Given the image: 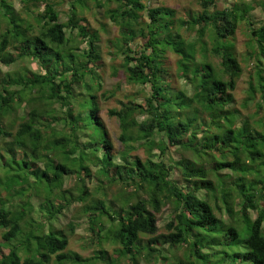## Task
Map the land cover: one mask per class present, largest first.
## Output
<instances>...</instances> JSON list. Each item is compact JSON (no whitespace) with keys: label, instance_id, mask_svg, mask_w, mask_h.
Returning a JSON list of instances; mask_svg holds the SVG:
<instances>
[{"label":"trees","instance_id":"16d2710c","mask_svg":"<svg viewBox=\"0 0 264 264\" xmlns=\"http://www.w3.org/2000/svg\"><path fill=\"white\" fill-rule=\"evenodd\" d=\"M18 2L24 16L15 15L12 0H0V264L85 262L66 251L73 225L67 234L52 223L77 202L85 203L86 244L96 247L85 263L264 264V116L258 128L237 126L231 92L241 67L234 47L197 48V40L173 32L174 11L150 0H72L64 22L55 0ZM225 5L201 0V11L180 22L185 34L201 40L208 32L215 43L243 23L246 47L260 61L264 22L256 27L248 15L255 7L264 15V0H251L248 11ZM103 8L121 35L110 54L120 57L113 73L143 91L140 102L117 100L106 111L117 122L118 151L99 117L100 99L116 95L100 84V38L77 16ZM100 30L106 32L103 24ZM167 51L177 57L176 77L190 95L162 78ZM254 68L257 88L250 82L249 99L258 90L264 101V70ZM176 172L185 186L172 178ZM67 179L74 189H62ZM33 197L40 199L38 220ZM167 205V233L157 234ZM107 242L116 246L112 256L103 249Z\"/></svg>","mask_w":264,"mask_h":264},{"label":"rangeland","instance_id":"374dc122","mask_svg":"<svg viewBox=\"0 0 264 264\" xmlns=\"http://www.w3.org/2000/svg\"><path fill=\"white\" fill-rule=\"evenodd\" d=\"M59 0H55L56 6L55 9L59 12V19L61 22H64L67 20V14H68V4L72 0H63L62 3H58ZM201 0H150V6H163L165 8L172 9L175 13L173 18V32L178 31L179 33L183 34L184 36H188L189 39H195L197 40V48L204 47L207 49H211L213 45L220 46L222 44L227 45L229 44L231 48L234 47V52L236 55V58L238 60V63L241 67V75L238 78L234 90L231 92L233 102L231 104V109L237 110L238 115V121L237 126L241 122L248 121L250 126L252 128H258L257 121L259 119H262L264 116L263 112V105L264 101L262 100L260 93L258 90L255 92L254 100L249 99V87L250 82H252V86L257 88L256 83V70L254 68L255 65H259L264 70V58L259 57V60L257 59V56L251 51L249 48L246 47V42L248 40V34L246 30V26L241 23L238 25L236 32L234 36L228 37L226 40H215V43L211 42V39L209 38L208 32H205L203 35V38L201 40H198L197 37H194L193 31H189L188 35L185 34L186 31L182 24L180 23L181 20L187 16V15H193L198 14L201 11L200 6ZM219 4V7L221 8L223 5L226 7H234L236 4H239L240 8L244 11L249 10V2L251 0H244L243 3H241L240 0H216ZM146 2V1H145ZM247 3V4H246ZM254 3H252L253 5ZM13 9L15 11V15H21L24 16V11L21 8V4L18 2V0H12ZM90 5V4H89ZM113 8V6L111 7ZM39 12L43 11V7H39ZM36 13V11H34ZM143 17L141 18V21H146V17L144 14H142ZM78 17H82L85 19V21L88 24V27L91 31L98 32L100 41L97 43V46L99 50L101 51V58L102 62L104 63L103 69L100 71L101 79L100 84L102 86L103 91L111 92L114 91L116 95L114 97H110L108 100L100 99V111H99V117L102 119V121L105 124V127L108 130H112L111 134V141L114 145L115 151L121 150V145L119 141L117 140L115 129L117 127V122L114 119H110L106 111L110 108H116L117 107V100H127L132 99L135 97L137 102H140L143 99V91L141 86H129L126 83V80L123 77V74L121 71H119V76L114 75L113 66L114 64L117 65L120 62V57H117L115 60H111L110 54L115 53L118 48H120L119 45V38H120V32L119 28L114 25L110 18L105 15V10L103 9H83L82 11L78 10ZM253 21L256 27H259L264 22V15L262 11L259 9V7H255L254 10H252L248 15ZM246 18V16H245ZM103 24L106 28V32H103L100 30V25ZM234 37V38H233ZM74 42L77 44L78 39L76 38ZM225 42V43H222ZM137 41H135L131 47L134 48ZM79 48L81 50L85 49V45L80 43ZM177 57H175L173 54L167 51L165 54V61H166V68L169 70L166 73H163L162 78L163 79H171L172 80V86L175 89H181L185 91L187 95H190L191 88L190 86H187L186 83L176 77V68H175V60ZM207 60L212 63L213 65H216V58L209 54ZM259 62V63H258ZM30 69H36L37 66L34 63H26ZM18 66H1V69L3 72L16 70ZM118 82L121 85L120 90L116 91V87L118 85ZM259 105H261V109H259ZM155 152V151H154ZM138 156L142 159H145L147 156L144 153L143 150H139L137 152ZM175 160L179 159V155L177 152H175L173 149L170 150L169 153ZM189 157V156H187ZM168 157H165L164 160H166ZM156 159V158H155ZM211 165L206 163V167H210ZM172 178L177 181L180 186H185V182L183 179H181V176L178 172H176ZM75 182L73 180H64L63 182V190L66 189H74ZM204 191L202 190L199 194L203 195ZM18 202V200L16 201ZM21 202V201H20ZM32 205L35 207V213L32 215L34 219L38 220L40 216V212L38 214L37 207L40 204V199L34 198L31 199ZM261 206L264 207V201L261 203ZM85 210V203H74L71 207L64 210L60 215H58L57 219L53 221V226L59 229H64L67 234L70 233L69 225H73V231L71 232L70 238H69V245L68 249L66 251H70L73 253L78 254L82 260H86L89 258H92V253L96 249L94 245H87L86 240L89 237V231L87 229V215L84 212ZM172 212V209L169 205L164 207L162 209V212L157 216V226H158V232L157 234H166L167 230L165 227V224L169 221V215ZM38 217V218H37ZM254 218V217H253ZM106 225V224H105ZM48 223L45 224V228L47 229ZM0 242H2V239L0 237ZM115 245H113L111 242H107V244L104 245L103 249L106 251L107 255L112 256L113 250ZM171 250L168 251V249H165V254L171 255ZM173 252L172 254H174ZM178 253L181 255L182 250L178 251ZM242 261V259L240 260ZM56 262V261H55ZM81 263V264H104L103 262H87V263ZM56 264V263H55ZM122 264H126L125 262H122ZM139 264H144L143 262H140Z\"/></svg>","mask_w":264,"mask_h":264}]
</instances>
